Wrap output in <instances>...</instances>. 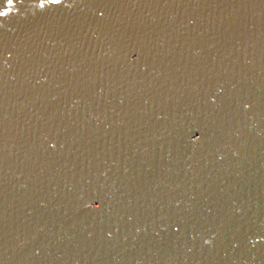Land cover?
Instances as JSON below:
<instances>
[{"label":"water","instance_id":"obj_1","mask_svg":"<svg viewBox=\"0 0 264 264\" xmlns=\"http://www.w3.org/2000/svg\"><path fill=\"white\" fill-rule=\"evenodd\" d=\"M0 14V264H264V0Z\"/></svg>","mask_w":264,"mask_h":264},{"label":"snow or ice","instance_id":"obj_2","mask_svg":"<svg viewBox=\"0 0 264 264\" xmlns=\"http://www.w3.org/2000/svg\"><path fill=\"white\" fill-rule=\"evenodd\" d=\"M0 15H3V14H0Z\"/></svg>","mask_w":264,"mask_h":264}]
</instances>
